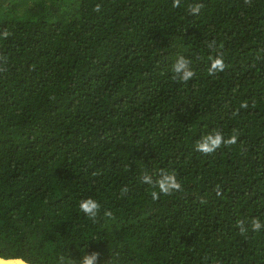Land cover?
<instances>
[{"label":"trees","instance_id":"obj_1","mask_svg":"<svg viewBox=\"0 0 264 264\" xmlns=\"http://www.w3.org/2000/svg\"><path fill=\"white\" fill-rule=\"evenodd\" d=\"M172 5L0 0V255L264 264V229L235 226L264 222V0ZM212 40L227 67L209 76ZM181 55L195 71L187 84L172 79ZM214 129H235L237 143L196 151ZM161 169L184 191L153 201L140 177ZM88 197L101 203L95 221L79 210Z\"/></svg>","mask_w":264,"mask_h":264},{"label":"clouds","instance_id":"obj_2","mask_svg":"<svg viewBox=\"0 0 264 264\" xmlns=\"http://www.w3.org/2000/svg\"><path fill=\"white\" fill-rule=\"evenodd\" d=\"M247 2V0H245ZM181 5V0H173V7H179ZM100 5L97 4L95 7V11H100ZM203 4L201 3H189L187 5V9L191 15H197L200 13ZM10 36L8 31H4L0 34V38L7 39ZM207 47L211 50H215L217 54L215 56H210L209 59L211 61L210 66L208 67V75L214 76L217 73L223 72L227 65L225 63V59L222 51L218 50V45L216 40H212L208 43ZM8 63V57L4 55H0V72L6 70V65ZM192 61L185 56H178L175 62L171 65V71L173 73L172 79L177 82H182L187 84L190 80L195 76V71L191 67ZM241 108H247V103H243L240 105ZM238 110L233 113V115H237ZM238 132L234 129L232 134L226 139L224 134L219 130H213L212 132L203 135L195 145V150L203 153L205 155L213 154L217 149L221 148V146H231L237 143ZM140 181L143 184L150 185L152 187L151 191V199L153 201H158L161 195L171 196L177 192H183L184 189L182 184L177 179L176 172L174 170L168 171L165 169H161L158 174V178L155 180L153 177L147 172L140 177ZM128 188L124 187L122 189V193H127ZM219 194V193H217ZM79 210L84 213V215L95 221L101 212V203L92 197L84 198L79 201ZM104 216H111V212L108 210L104 211ZM240 235H245L249 228L252 232H259L261 229H264V222L260 220L258 217H253L249 220L247 219H237L235 225ZM100 253L97 251H92L83 256L80 261V264H99ZM0 264H31L29 258H25L23 256L16 257H5L0 255Z\"/></svg>","mask_w":264,"mask_h":264}]
</instances>
